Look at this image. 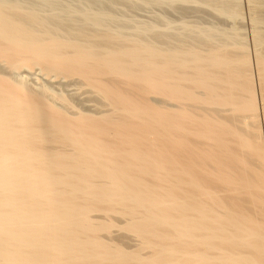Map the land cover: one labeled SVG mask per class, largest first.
Segmentation results:
<instances>
[{
	"label": "bare ground",
	"instance_id": "6f19581e",
	"mask_svg": "<svg viewBox=\"0 0 264 264\" xmlns=\"http://www.w3.org/2000/svg\"><path fill=\"white\" fill-rule=\"evenodd\" d=\"M185 1L0 0V66L77 78L108 108L70 116L66 96L0 76V264H264L240 0L202 2L228 29L128 12ZM246 7L264 115V0Z\"/></svg>",
	"mask_w": 264,
	"mask_h": 264
},
{
	"label": "rangeland",
	"instance_id": "374dc122",
	"mask_svg": "<svg viewBox=\"0 0 264 264\" xmlns=\"http://www.w3.org/2000/svg\"><path fill=\"white\" fill-rule=\"evenodd\" d=\"M203 1L206 0H186L185 2L178 4L177 6L180 7L179 9H181V11H187L186 14L181 13V11H174V10H170L171 8L169 7H165V6H156V7H146V8H141V9H133L128 11L129 14L138 21H141L143 23H152L156 20V18L159 16V14L164 15V13L166 14L165 16L172 21L173 23V27L174 29L179 33L180 31H178L177 29H180V26L183 23H188L191 25H201L204 27H207L210 23L211 25H217L218 27L224 28V29H228V26L230 27L233 22V20L231 19H227L226 16H223L222 18L221 15H219L218 13L215 14V12L212 10L209 12V10H211V8L209 9V7H206L205 5L202 4ZM188 2V3H187ZM199 2V3H198ZM242 2V3H241ZM186 6H185V5ZM199 4V5H198ZM200 4L202 5L200 7ZM240 4H241V11H242V16L241 19L242 21H235L236 22V27H239L242 30V34H243V39H244V43H246L245 45H247L246 51H247V55L249 58V65H248V69H249V73L251 74L250 76H252V84L254 81L253 86V90H254V95H255V107H256V115L253 117V119L250 117L247 122L250 124H255V126L251 127L254 130L255 133H257L256 135H258V138L256 139V142L254 141L253 144H251L252 148H249L251 150H248L250 153L253 152L254 148L253 147H259L260 148V154L261 155L259 158V162L261 163V169L259 170V168L257 169H253L254 172L255 170H259L256 171V174H258L257 176L261 175L262 180H264V154H262L264 152V115L262 112V103H261V97H260V84L258 83V76H257V70H256V65H255V58H254V51H253V45H252V37H251V27H250V21H249V17H248V11H247V7H246V0H240ZM119 8L124 9L125 6L124 5H118ZM164 7V8H163ZM182 7V8H181ZM185 7V10H183ZM198 7V8H197ZM200 7V8H199ZM205 7V8H204ZM163 8V9H162ZM168 8V9H166ZM187 8V9H186ZM207 8V9H206ZM165 9V11H164ZM209 9V10H208ZM121 10V9H120ZM167 10V11H166ZM170 10V11H169ZM174 11V12H173ZM212 13V14H210ZM183 14V15H182ZM214 14V15H213ZM218 15V16H217ZM215 16V19H214ZM220 16V17H219ZM156 17V18H155ZM220 19H219V18ZM219 21H216V20ZM224 19V20H223ZM213 20V21H212ZM176 21V23H174ZM181 21V22H180ZM183 21V22H182ZM185 21V22H184ZM216 22V23H215ZM179 23H182L179 26ZM193 23V24H192ZM213 23V24H212ZM241 25H240V24ZM177 24V25H176ZM231 24V25H230ZM220 25V26H219ZM240 25V26H238ZM178 27V28H177ZM231 28V27H230ZM251 67V68H250ZM0 76H5V77H13L16 80H20V81H24L26 82L30 87L40 90L42 91V88H44V86L46 87H50V89L54 92V94L57 95H64L67 98H69V100L72 103L71 107H65V111L67 112L68 115L70 116H74L78 113H85V114H89L92 116H97L99 115V113H102L104 110H107L108 108L103 106L101 104V100L93 93L91 92V90H89L87 87L83 86V84L80 82L79 79L77 78H60V77H56V76H46L41 69H39V67H34V68H21L20 70H17L16 73H10V71L8 70L7 67L5 66H0ZM253 95V96H254ZM48 99V98H47ZM151 99H153L152 101L153 104H156V106L158 105V107H162V106H166V105H171L172 107L174 105H176L174 102H170L163 99V97L161 95H158L157 93H152L151 94ZM48 101L54 102L55 105H57L58 107L64 108L62 107V104L59 103L54 96H49ZM165 101V102H164ZM262 107V108H261ZM258 109V110H257ZM228 112L225 111V114H227ZM244 113V112H243ZM246 113V112H245ZM248 115V113L244 114V116ZM250 116V115H249ZM259 117V118H258ZM253 122H252V120ZM257 124V125H256ZM260 124V125H259ZM259 126V127H258ZM259 129H258V128ZM258 129V130H257ZM253 131V132H254ZM261 140V141H260ZM255 145V146H254ZM263 147V148H262ZM263 151V152H261ZM263 156V158H261ZM263 165V166H262ZM260 172V174H259ZM255 175V173H254ZM264 182V181H263ZM263 207V206H262ZM261 208V206H260ZM264 210V207L261 208V210ZM262 212L264 213V211H259L258 217L260 219L261 217V221L264 222V214H262ZM263 215V216H262ZM96 218H102V216H106L104 214H95L94 215ZM116 221L118 224L121 223V218L119 217H115ZM118 234H122L123 238H117ZM102 235L106 238H112L113 241L115 242H121L124 247L128 248V249H136L139 245V241L138 239L133 235L130 236L129 234H123L121 233V231H119V228H114L111 230V232H103ZM146 252V251H144Z\"/></svg>",
	"mask_w": 264,
	"mask_h": 264
}]
</instances>
